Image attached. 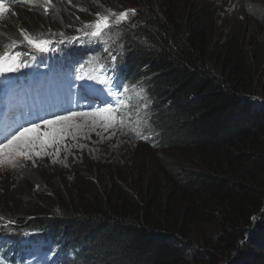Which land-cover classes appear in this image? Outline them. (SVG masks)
<instances>
[{
	"label": "trees",
	"instance_id": "obj_1",
	"mask_svg": "<svg viewBox=\"0 0 264 264\" xmlns=\"http://www.w3.org/2000/svg\"><path fill=\"white\" fill-rule=\"evenodd\" d=\"M214 2L51 0L48 34L40 38L57 43L44 58L67 72L73 69L64 61L51 60L59 50L73 51L69 60L76 61L91 52L98 58L99 45H106L92 47L91 37L73 41L83 36L77 29L94 22L96 13L136 10L114 24L109 47L118 53L123 81L149 97L152 133L172 157L159 176L145 162L132 164L131 173L109 168L101 188L88 172L73 186L54 185L41 172L33 180L34 171L2 180L0 223L7 234L0 239L9 242L8 252L20 250L10 243L33 238L44 245L37 248L54 246L50 264H264V257L244 253L264 237V0H240V13L254 25L234 26L217 38ZM19 4L30 12L13 19L12 33L0 32V53L13 39L22 41L16 23L30 35L44 23L37 18L45 15V3ZM251 28L256 34L248 40ZM45 179L52 184L49 207L34 200ZM19 256L0 254V261L19 264Z\"/></svg>",
	"mask_w": 264,
	"mask_h": 264
},
{
	"label": "rangeland",
	"instance_id": "obj_2",
	"mask_svg": "<svg viewBox=\"0 0 264 264\" xmlns=\"http://www.w3.org/2000/svg\"><path fill=\"white\" fill-rule=\"evenodd\" d=\"M23 1L26 5H29L30 3L35 4L37 2L41 4L45 3V5L48 3V0ZM239 1L240 0H215L214 4L217 8V15H213L215 21V23H213V34L216 33V38L218 37V34L222 36L227 33V30L234 26H242L241 29L244 30L247 23H249L251 27L254 25V18H248L249 14L242 15L240 13L241 9L239 8ZM11 4H14L13 8L9 6L11 11L0 16V32L4 31V29H11L13 19L20 17L22 13L30 12L29 7L23 9L18 3ZM45 16L46 15H41V17L37 18L38 21L44 23H37L36 27H38V30L36 33L32 34V36L40 38L41 36L48 34L43 32V28L45 27L44 24L48 21ZM131 16V13H129V18L127 20H129ZM113 24H115V21H113ZM15 25L19 34L20 29L25 30L20 22ZM120 25H122V23L119 24V26ZM115 30V27L111 28L101 37V44L106 45L103 47L99 45L101 53L98 58L95 53L91 52V55L87 59L66 62L65 65L68 67L75 64L82 65L87 70L88 76L91 79H98L102 84L106 82L103 74L109 76L111 78L110 80H113L114 75L118 72V64L117 59L113 64L111 56H116L115 53L117 52L113 54L110 49L109 43H112V40L107 37V34H111ZM121 30L122 29L120 28L119 31ZM10 32L12 33L13 29H11ZM255 34L256 31L251 28V30L247 32L246 38L248 40L252 39V36ZM21 39L23 40L22 36ZM91 45L92 47L95 46L93 43H91ZM104 48H107V51H104ZM74 54L75 53L71 50L70 53L64 51L59 54L57 58H59V61H63V57L67 58L68 55ZM107 58L111 60V64L103 65L102 61ZM51 60L56 61V58H52ZM114 65L115 67H112ZM110 70L111 75L109 74ZM4 75H9V73H5L3 76ZM112 84L114 86V80ZM123 84L124 87L127 88V91L121 90L118 93L110 91L113 98L118 99L115 111L120 115L112 126L107 127V130H105L104 122L98 119L94 122L93 119L89 117H74L73 123L78 126H74L68 130V139L60 145L61 151L58 157L53 148L47 150L52 153V155H43L42 158L33 157L36 161L35 165L32 160H25L22 157H17L14 161L0 158V182L2 180H10L11 178L14 179L15 177L19 178L22 175H29L34 171L33 173H35V175L34 178H32L33 180L35 179L36 174L41 172L43 176L52 179L54 185H58L63 181L64 183L73 186L78 179V174L85 176L86 172H88L87 174H93L94 185L101 188L102 185L106 183L105 180L107 179L108 172H110L109 168L113 169V172L115 173L122 171L123 168H127V171L131 173L132 168L130 166L132 164L141 167L145 162L146 169L155 167L154 172L157 176H159L158 173L161 174L163 170L170 168V166L168 167V161L172 156H169L171 155V152H166L169 147L164 148L163 145L158 144V141H156L157 134L152 133L154 126L152 125L153 123L150 122L149 115L147 114V112H150L148 109L149 97L140 86H135V84L130 85L124 82ZM101 93L109 94L106 91L105 86L101 90ZM32 96L34 98L32 99L31 106L28 109H19L20 104L14 103L13 101H6L3 90L0 87V119L4 112H7L12 120L19 119L24 121L29 118H37V116L52 113L60 105L83 104L85 101L84 98H86L79 85L75 82L67 87L60 86L53 91L44 89L35 90L32 93ZM86 99L90 102H96V98ZM97 106L100 107L103 105L99 103ZM82 111L88 112L92 111V109L84 107L82 108ZM53 118L54 117H50L49 119ZM151 135H155V138L153 139ZM5 137L6 136L0 135V140H3ZM54 159L55 162H53ZM142 160L143 163H140ZM94 166L96 167V170L93 172L89 167ZM124 175L126 174L124 173ZM48 182L50 181L45 179V183ZM50 185L52 186L50 183H41L38 187L39 195L36 194L34 199L38 203H44L46 207L50 206V204H48V195L51 193ZM0 222L2 221L0 220ZM4 225L5 223H0V237H4V235L7 234L4 230ZM9 229L11 228L9 227ZM35 240L36 239L33 238H24L21 242L18 241L14 244L10 243L11 245L9 246L15 248L20 247L19 251H15L17 252L15 257H18L19 254L21 255L26 244H29V247H32V249L37 248L36 244H33V241ZM258 241L259 247L247 244L248 248L244 249V253L251 255L258 254L261 257H264V237L260 236ZM5 243L9 242H4L0 239V245H6ZM31 258L32 255L30 253L28 259ZM17 261L19 264H22L24 262L23 257L20 258L19 256ZM0 264L11 263L0 261Z\"/></svg>",
	"mask_w": 264,
	"mask_h": 264
},
{
	"label": "snow or ice",
	"instance_id": "obj_3",
	"mask_svg": "<svg viewBox=\"0 0 264 264\" xmlns=\"http://www.w3.org/2000/svg\"><path fill=\"white\" fill-rule=\"evenodd\" d=\"M11 3L12 0H7V2L6 0H0V16L11 11L9 7ZM50 5L51 0H48V3L44 7L45 15L48 14ZM129 13L134 16L136 10H125L119 14L113 11L110 15L96 13L94 22H86L83 25V30H76L77 32L83 31V36H74L72 40L79 42L84 37H91L92 40L89 41L90 43H101V37L104 33L114 26L113 21H115L116 25L124 23L129 18ZM77 19H79V17H77ZM87 29L92 30L89 32L86 31ZM20 35L23 37L22 41L13 39L9 44L5 45V49L0 53V75L18 72L21 68L30 66L22 59L23 55H25V51L21 48V45L26 43L29 49L46 53L57 43L52 39L34 37L24 29H20ZM60 35L63 36L64 33ZM70 42L71 41L66 40L59 41V43ZM104 51H107V48H104ZM111 59L114 64L117 57L112 55ZM109 74L111 75V70ZM113 80L114 88L117 93L121 90L127 91L119 73H116ZM109 95L110 99L99 102L103 105L100 107L97 106V103L90 102L86 99L83 104H77L73 108L63 109V111L68 112L69 115H61L58 112H53L50 113V115L54 117L53 119L37 116L36 120L27 121L30 126H21L18 130H14L9 136L0 140V158L14 161L17 157H22L25 160H32L35 165L36 161L33 157L42 158L43 155H52V153L47 150L53 148L58 157L61 151L60 145L68 139V130L74 126H78L73 123V118L77 116L92 118L94 122L97 119L103 121L105 130H107V127L112 126L120 115L115 111L118 99L111 98V93H109ZM84 107L92 109V111L85 112L75 110ZM37 120L40 122L38 123ZM53 162H55V159ZM8 223L11 224L13 222L9 221Z\"/></svg>",
	"mask_w": 264,
	"mask_h": 264
},
{
	"label": "bare ground",
	"instance_id": "obj_4",
	"mask_svg": "<svg viewBox=\"0 0 264 264\" xmlns=\"http://www.w3.org/2000/svg\"><path fill=\"white\" fill-rule=\"evenodd\" d=\"M21 47H23V45H21ZM64 51L63 50H59V54L63 53ZM69 55L67 56V58H64L63 57V61L64 63H68L70 62L71 60H69ZM88 58V57H87ZM85 58V59H87ZM49 61V59H48ZM56 61L58 62L59 61V58L56 57ZM55 61V62H56ZM70 68L73 69V72H67L66 70L63 69V67L59 66L58 69L61 70V72L67 76V77H79V78H75L76 80V83L79 85L80 89L82 90V93L83 95L86 97V98H96V102L97 104H99L100 101H105V100H108L110 99V95L107 94V93H101V90L103 89L104 87V84L100 83L98 81V79H91L89 76H88V73H87V70L80 64H75L73 66H70ZM68 70V69H67ZM118 72H119V69L117 68ZM104 78L106 80H109L111 79L109 76L107 75H104ZM123 79V77L121 78ZM124 83H127V81H123ZM55 83H62V85H70L72 83H68L67 82V79L66 77L64 76H57L55 77ZM15 85L17 86H22L19 82L17 81H14L10 84L11 88L14 87ZM22 89H25L23 86H22ZM116 92V91H115ZM86 98H84V100H86ZM111 98H113V96L111 95ZM77 105V104H75ZM75 105H71V104H65V105H60L56 110H54L53 112H58L59 114L61 115H69L68 112L66 111H63V109H66V108H73ZM23 109H28L29 107L25 106V105H22ZM77 111H82V108H79V109H75ZM52 112V113H53ZM43 117H47V118H50V117H53L50 115V113L48 114H44V115H41ZM29 120H36V119H28V120H25L23 121L19 126L15 127L14 129H11L10 126H14V125H17L18 123H20L21 120L19 119H14L12 122H10L9 120L6 121V123L2 126V128L0 129V135L1 136H9L10 133H13L14 130H18L21 126H24V127H28L30 126L27 121ZM37 122H40L37 120ZM152 136V135H151ZM153 137V136H152ZM27 245H28V248H27ZM41 246L40 244H36V247H39ZM32 247H29V244H26V247L23 249L21 255L23 257V260L24 262L22 264H29L30 263V259H28V255L31 253L32 255ZM4 252V253H3ZM10 252H8V250L6 249V245H0V254H9ZM17 254V252H14V255Z\"/></svg>",
	"mask_w": 264,
	"mask_h": 264
}]
</instances>
